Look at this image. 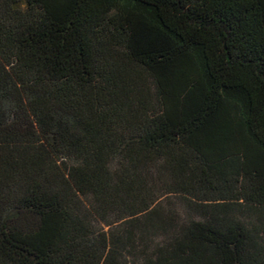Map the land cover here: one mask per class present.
<instances>
[{
  "label": "trees",
  "instance_id": "trees-1",
  "mask_svg": "<svg viewBox=\"0 0 264 264\" xmlns=\"http://www.w3.org/2000/svg\"><path fill=\"white\" fill-rule=\"evenodd\" d=\"M0 264H264V0H0Z\"/></svg>",
  "mask_w": 264,
  "mask_h": 264
},
{
  "label": "rangeland",
  "instance_id": "rangeland-1",
  "mask_svg": "<svg viewBox=\"0 0 264 264\" xmlns=\"http://www.w3.org/2000/svg\"><path fill=\"white\" fill-rule=\"evenodd\" d=\"M176 209H178L179 211H180V204H179V202L176 200Z\"/></svg>",
  "mask_w": 264,
  "mask_h": 264
}]
</instances>
